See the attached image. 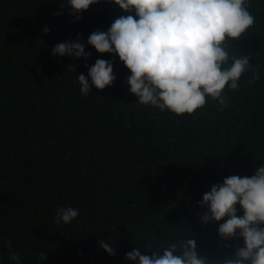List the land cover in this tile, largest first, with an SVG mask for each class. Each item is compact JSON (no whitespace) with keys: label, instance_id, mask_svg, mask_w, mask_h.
Masks as SVG:
<instances>
[{"label":"trees","instance_id":"trees-1","mask_svg":"<svg viewBox=\"0 0 264 264\" xmlns=\"http://www.w3.org/2000/svg\"><path fill=\"white\" fill-rule=\"evenodd\" d=\"M249 10L253 27L228 51L248 56L260 80L248 72L226 89L223 111L207 98L180 116L140 104L118 54L87 44L134 11L99 0L72 15L66 0H0V264H16L11 253L22 264H138L127 253L151 258L186 239L207 264H223L245 246L219 234L227 217L205 224L201 202L225 178L264 166V0ZM67 41L91 55L54 56ZM97 59L113 62L116 79L82 95L78 75ZM59 206L79 216L57 224Z\"/></svg>","mask_w":264,"mask_h":264},{"label":"clouds","instance_id":"clouds-1","mask_svg":"<svg viewBox=\"0 0 264 264\" xmlns=\"http://www.w3.org/2000/svg\"><path fill=\"white\" fill-rule=\"evenodd\" d=\"M72 15L88 10L99 0H66ZM128 13L116 19L107 32L92 33L87 44L98 53L118 54L131 71L127 79L130 92L139 103L169 111L176 115L194 114L206 105L207 98L218 101L221 110L227 107L225 90H238L242 77L251 72V83L260 80L248 56H230L228 46L253 27L255 17L249 8L251 0H108ZM59 14H62L59 13ZM79 18V17H77ZM47 33L49 29L45 28ZM52 54L85 60L91 55L82 42L58 43ZM88 78L78 75L80 92L87 95L92 87L103 90L116 76L113 62L97 59L88 66ZM89 78L91 84L89 83ZM201 216L207 224L221 223L219 234L230 239L244 238V247L223 264H264V166L251 178L232 175L215 184L203 195ZM79 209L59 206L57 224H71ZM11 247L12 242L7 241ZM111 255L113 249L101 242ZM165 248L163 255L158 250ZM180 251L181 255H174ZM126 258L138 264H207L198 255L196 242L186 239L167 246H158L150 258L136 249ZM9 259L22 264L16 253ZM47 259L44 253L40 260Z\"/></svg>","mask_w":264,"mask_h":264}]
</instances>
